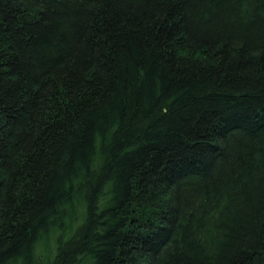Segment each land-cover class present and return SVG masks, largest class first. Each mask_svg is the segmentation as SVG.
I'll return each mask as SVG.
<instances>
[{
  "label": "trees",
  "instance_id": "obj_1",
  "mask_svg": "<svg viewBox=\"0 0 264 264\" xmlns=\"http://www.w3.org/2000/svg\"><path fill=\"white\" fill-rule=\"evenodd\" d=\"M0 264H264V0H0Z\"/></svg>",
  "mask_w": 264,
  "mask_h": 264
}]
</instances>
